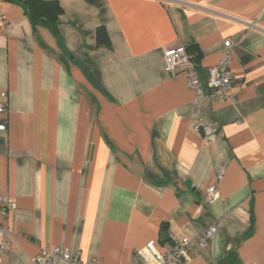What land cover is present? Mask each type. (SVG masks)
<instances>
[{"label":"crops","instance_id":"obj_1","mask_svg":"<svg viewBox=\"0 0 264 264\" xmlns=\"http://www.w3.org/2000/svg\"><path fill=\"white\" fill-rule=\"evenodd\" d=\"M19 1L0 0V196L16 204L0 208V264L53 246L133 264L147 243L163 252L169 233L195 239L213 223L187 264H264V0H45L62 9L58 36ZM227 40L231 102L206 86ZM178 45L199 97L163 70ZM197 121L215 128L208 142Z\"/></svg>","mask_w":264,"mask_h":264},{"label":"built area","instance_id":"obj_2","mask_svg":"<svg viewBox=\"0 0 264 264\" xmlns=\"http://www.w3.org/2000/svg\"><path fill=\"white\" fill-rule=\"evenodd\" d=\"M0 22L4 28H8L3 12L0 10ZM253 27V25H252ZM234 45L230 41L223 42L221 58L218 63L207 70L206 86L211 91V96L232 101L230 95L232 88V72L230 63L234 54ZM163 70L168 75H175L179 72H185L187 75L188 87L192 89L196 96L202 95L197 70L192 67L193 57L184 46L178 45L167 48L163 52ZM4 98L5 94L2 93ZM6 106L0 103V114L6 115ZM195 132L200 133L208 142L215 128L211 125H204L197 121L193 125ZM5 130V125H0V131ZM222 179V171L218 170L215 175V186L209 187L206 192V201H211L217 194L216 184ZM15 201L5 195L0 196L1 216L8 217V214L14 211ZM219 224L209 225L201 236L195 239H189L184 236H178L173 233L167 235L165 250L160 252L154 243H147L142 249L135 252L133 264H187L190 261L189 251L194 246L204 247L208 241H212L218 232ZM8 230L0 224V256H5L8 244L6 241ZM28 264H84L81 262L79 254H71L66 248L53 246L40 250L37 257L29 260ZM87 264H97L94 260Z\"/></svg>","mask_w":264,"mask_h":264},{"label":"trees","instance_id":"obj_3","mask_svg":"<svg viewBox=\"0 0 264 264\" xmlns=\"http://www.w3.org/2000/svg\"><path fill=\"white\" fill-rule=\"evenodd\" d=\"M33 1L35 2L37 9L42 14L41 18H36L33 16L30 0L19 1L23 5L25 10H27L33 27H35L36 25H44L54 35L58 36L59 35L58 19L62 14V9L60 8L59 4L56 1H45V0H33ZM95 43H96V47H108L110 45L108 35L103 27H98L95 30ZM186 51L190 55H192L194 60L195 57L192 54V52L190 53L189 49ZM163 229L164 227H162V230Z\"/></svg>","mask_w":264,"mask_h":264},{"label":"water","instance_id":"obj_4","mask_svg":"<svg viewBox=\"0 0 264 264\" xmlns=\"http://www.w3.org/2000/svg\"><path fill=\"white\" fill-rule=\"evenodd\" d=\"M30 5H31V9H32L33 16L36 17V18H41L42 17V14L37 9L36 4H35V2L33 0H30Z\"/></svg>","mask_w":264,"mask_h":264}]
</instances>
